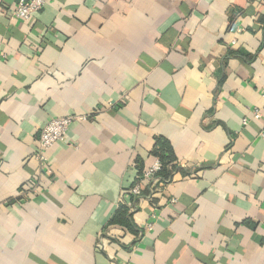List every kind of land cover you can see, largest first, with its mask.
Instances as JSON below:
<instances>
[{"label": "crops", "instance_id": "obj_1", "mask_svg": "<svg viewBox=\"0 0 264 264\" xmlns=\"http://www.w3.org/2000/svg\"><path fill=\"white\" fill-rule=\"evenodd\" d=\"M17 3L0 0V264H264V0H46L27 22ZM68 116L85 119L39 173L40 129ZM157 137L187 174L139 203V238L105 229Z\"/></svg>", "mask_w": 264, "mask_h": 264}, {"label": "built area", "instance_id": "obj_2", "mask_svg": "<svg viewBox=\"0 0 264 264\" xmlns=\"http://www.w3.org/2000/svg\"><path fill=\"white\" fill-rule=\"evenodd\" d=\"M46 0H18L15 10L13 11V17L16 20L23 22L29 21L35 13H38L45 6ZM264 114V95L263 104L260 108L254 109L251 113L252 120H262ZM84 117L68 116L48 121L41 129L40 135L36 144V159L39 163V173L43 171L45 174H51L49 164L46 161L47 151L56 143L64 141L66 133L69 127L76 121L84 120ZM249 119H242L241 125L246 126ZM259 137L264 139V128L259 132ZM159 169V163L156 160L153 166L144 173L143 179L137 185H135L130 191L133 197H140L141 188L148 183L155 185L158 180L154 178V174ZM160 189L164 186L160 185ZM161 191V190H160ZM128 195V194H127ZM129 197V196H128ZM174 202V200H172ZM151 225L148 224L147 228ZM264 238V234H263Z\"/></svg>", "mask_w": 264, "mask_h": 264}, {"label": "trees", "instance_id": "obj_3", "mask_svg": "<svg viewBox=\"0 0 264 264\" xmlns=\"http://www.w3.org/2000/svg\"><path fill=\"white\" fill-rule=\"evenodd\" d=\"M258 22L264 29V17H260ZM151 156L159 163V169L154 174V178L158 180V183L155 185L148 183L146 186L142 187L140 197L137 198L133 197L131 194H129V192H127L130 206L127 205L125 201H121L114 214L108 220L105 229L114 226L121 227L128 233L139 238L142 234V231L138 229L133 222V214L138 211L139 203L145 199H148L151 203H154L152 197L161 190L160 185L165 186L169 184L175 174H187V172L179 165V162L174 155L173 149L166 139L161 137L154 139V146L151 150ZM136 165L138 169V178L134 181L132 185L133 187L141 182L144 175L139 159H136Z\"/></svg>", "mask_w": 264, "mask_h": 264}]
</instances>
